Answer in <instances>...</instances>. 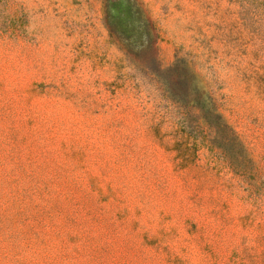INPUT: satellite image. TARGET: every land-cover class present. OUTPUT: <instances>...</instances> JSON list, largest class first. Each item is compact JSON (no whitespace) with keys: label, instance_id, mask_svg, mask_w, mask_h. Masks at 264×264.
<instances>
[{"label":"rangeland","instance_id":"obj_1","mask_svg":"<svg viewBox=\"0 0 264 264\" xmlns=\"http://www.w3.org/2000/svg\"><path fill=\"white\" fill-rule=\"evenodd\" d=\"M135 1L0 0V264H264V0Z\"/></svg>","mask_w":264,"mask_h":264},{"label":"trees","instance_id":"obj_2","mask_svg":"<svg viewBox=\"0 0 264 264\" xmlns=\"http://www.w3.org/2000/svg\"><path fill=\"white\" fill-rule=\"evenodd\" d=\"M116 1L118 0H105L108 12L114 10L117 15L115 17L110 16V13L107 14L109 15V25L113 29L112 34L121 41L139 44L140 39L144 35L143 28H146L147 31L151 30L147 18L135 0H124L129 6V14H126L121 7L118 8V2Z\"/></svg>","mask_w":264,"mask_h":264}]
</instances>
